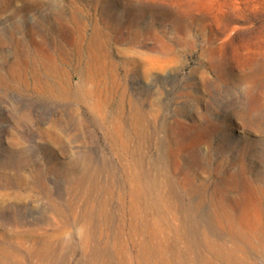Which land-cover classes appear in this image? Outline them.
<instances>
[{"label": "rangeland", "instance_id": "obj_1", "mask_svg": "<svg viewBox=\"0 0 264 264\" xmlns=\"http://www.w3.org/2000/svg\"><path fill=\"white\" fill-rule=\"evenodd\" d=\"M0 264H264V0H0Z\"/></svg>", "mask_w": 264, "mask_h": 264}, {"label": "bare ground", "instance_id": "obj_2", "mask_svg": "<svg viewBox=\"0 0 264 264\" xmlns=\"http://www.w3.org/2000/svg\"><path fill=\"white\" fill-rule=\"evenodd\" d=\"M57 64H59V63H57ZM54 68L56 69V65L53 66V70H54ZM82 86H83V84H82V81H81V83L77 84L76 87L74 88L75 90H74L73 94H72V91L70 92L71 95H74L76 98H81L79 90L81 89ZM52 87H53V89H52L53 94L56 97H61V98H62V96L67 95L68 94L67 91L69 92L70 89L72 88V87L70 88V83L68 85L59 84V83L58 84H53ZM66 98H68V97H66ZM258 222L259 223H263V220L260 218L258 220Z\"/></svg>", "mask_w": 264, "mask_h": 264}]
</instances>
